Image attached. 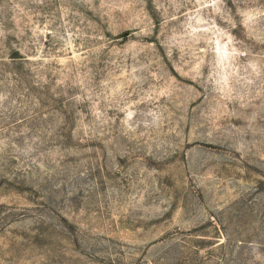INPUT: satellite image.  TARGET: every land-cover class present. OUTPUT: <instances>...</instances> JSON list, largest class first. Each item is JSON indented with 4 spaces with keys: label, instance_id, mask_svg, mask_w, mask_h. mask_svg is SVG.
Returning <instances> with one entry per match:
<instances>
[{
    "label": "rangeland",
    "instance_id": "374dc122",
    "mask_svg": "<svg viewBox=\"0 0 264 264\" xmlns=\"http://www.w3.org/2000/svg\"><path fill=\"white\" fill-rule=\"evenodd\" d=\"M0 264H264V0H0Z\"/></svg>",
    "mask_w": 264,
    "mask_h": 264
}]
</instances>
